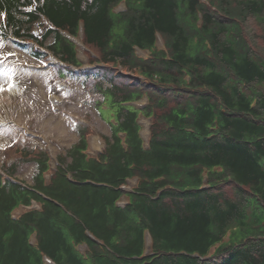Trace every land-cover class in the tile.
Listing matches in <instances>:
<instances>
[{
	"label": "trees",
	"instance_id": "16d2710c",
	"mask_svg": "<svg viewBox=\"0 0 264 264\" xmlns=\"http://www.w3.org/2000/svg\"><path fill=\"white\" fill-rule=\"evenodd\" d=\"M120 1L0 0L6 34L33 39L31 28L47 19L54 29L39 43L53 35L49 48L67 62L77 63L75 47L57 30L76 34L84 23L86 43L112 68L97 76L112 84L119 122L98 159L81 139L49 187L36 176L34 187L50 200L0 175V264H45L44 256L56 264H264V0H126L127 11L115 16ZM117 63L143 80L118 77ZM142 93L144 113L154 116L149 149L139 111L121 105ZM35 161L45 168V154ZM132 176L141 183L131 203L117 207ZM31 198L42 200V211L12 220V209ZM145 230L151 257L143 256ZM83 241L86 256L76 248Z\"/></svg>",
	"mask_w": 264,
	"mask_h": 264
},
{
	"label": "rangeland",
	"instance_id": "374dc122",
	"mask_svg": "<svg viewBox=\"0 0 264 264\" xmlns=\"http://www.w3.org/2000/svg\"><path fill=\"white\" fill-rule=\"evenodd\" d=\"M121 9H123V6H121ZM3 20H5V17L2 15L0 22ZM1 26L0 28H2ZM47 27H49V24L44 22L42 26L38 28L45 30ZM10 38L11 36L8 37L3 35L0 29V87L4 89L0 91V123L3 121L0 125V168L2 167V169H4L6 164H17L14 174L15 177L28 185H33L38 174V166L35 162L27 163L21 160V155L25 149L29 152L32 150H45L48 152V155L50 154L56 158L62 155L67 156L72 146L79 142L82 134V131L78 129L73 119H78L91 127L90 142L99 135L109 139L112 132L109 124L99 117V113L96 109L98 103H101L104 97L98 91L89 90L84 87L85 76L81 74L73 76V78L68 81L69 86L66 87L65 85V87H60L58 91L56 86L51 85V80L60 83V80L54 74L52 66L43 67L39 60L30 56L31 53L29 49L27 50L24 48L22 50L26 54H30L29 56L32 58V62H38L39 66H37V68H34L36 66L33 63V68H30L29 64L23 60H18L12 64L11 57L13 53L6 49L9 42L15 45L14 41L10 40ZM52 42L53 38L51 36L46 39L45 44L51 45ZM29 46L31 47L34 45L30 43ZM17 65L23 70H33L35 73L39 74L35 75L41 79L43 88L47 93L44 104H41L35 97L36 94H40V89L37 87H30L28 82H21V84L20 81L14 79L16 71L11 68ZM61 76H64V74L61 73ZM104 86H110L107 79L104 80ZM20 87L24 90L27 89L26 93L21 91L22 93L18 96L11 95L10 88L13 89V93L16 94ZM59 94L61 96V98H57L59 105L49 102L50 99L48 101V95L50 98L51 95L58 96ZM24 105H28L31 110H33L34 114L32 115L30 111H26ZM101 112L105 118V112ZM29 114L30 116H28ZM49 114L50 117L48 118L50 120H55L58 116L62 115L64 118L62 126L66 128L65 135H63L59 128L52 127V125L47 128V133L42 131L43 121L48 119L47 116ZM86 119H88V123ZM5 137L9 140H2V138ZM49 150L53 152H49ZM90 151L92 154L97 153L92 146ZM67 161L71 162V158L68 157Z\"/></svg>",
	"mask_w": 264,
	"mask_h": 264
},
{
	"label": "bare ground",
	"instance_id": "6f19581e",
	"mask_svg": "<svg viewBox=\"0 0 264 264\" xmlns=\"http://www.w3.org/2000/svg\"><path fill=\"white\" fill-rule=\"evenodd\" d=\"M8 51H11L13 53V56L11 57V62L12 64L15 63L16 61H20V60H23L25 62H27L30 66V68H33L32 67V63L36 66L34 68H37L38 63L37 62H32L31 58L29 57L28 54H26L23 50H20L18 49L17 47H15L12 43H9V45L7 46L6 48ZM10 61V60H9ZM10 65V64H9ZM6 66V65H5ZM28 67V65H27ZM12 70L16 71V76H15V80L16 81H20V83H25V82H28V84L30 85V87H37L38 89H40V94H36V99L41 103V104H44L45 103V99L47 97V93L45 92V89L43 88V85L41 83V79H39L36 75H39L37 73H35V71L33 70H23L20 68V66H14L11 68ZM36 74V75H35ZM10 75V74H9ZM46 77V76H45ZM21 83V84H22ZM27 84V85H28ZM21 86V85H20ZM15 88V87H14ZM23 88V86H22ZM21 87L19 88L18 92L22 91L24 93H26V90L22 89ZM30 89V88H29ZM13 92V90H12ZM18 92L16 93V95H19ZM21 92V93H22ZM39 103V104H40ZM38 104V105H39ZM29 105V104H28ZM28 105H24V109L26 111H30V113H32V115L34 114L33 110H31V108L28 106ZM26 114V113H25ZM51 114V113H50ZM50 114L47 116L50 117ZM30 116V114L28 115ZM44 122V123H43ZM42 123V131L44 133H47V128H49L51 125L52 127H56V128H59L63 135H65L66 133V128L62 126V123L64 122V118L61 116H58L57 119L55 120H50L49 118L48 119H45ZM59 137V136H58ZM2 140H9L7 137L5 138H2ZM3 143V142H2Z\"/></svg>",
	"mask_w": 264,
	"mask_h": 264
},
{
	"label": "snow or ice",
	"instance_id": "6c2138e0",
	"mask_svg": "<svg viewBox=\"0 0 264 264\" xmlns=\"http://www.w3.org/2000/svg\"><path fill=\"white\" fill-rule=\"evenodd\" d=\"M4 89L2 87H0V91H3Z\"/></svg>",
	"mask_w": 264,
	"mask_h": 264
}]
</instances>
